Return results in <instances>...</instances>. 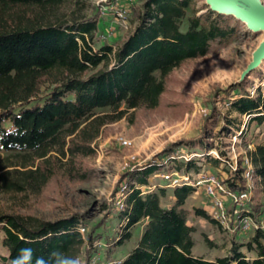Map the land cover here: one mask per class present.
<instances>
[{
	"label": "trees",
	"instance_id": "16d2710c",
	"mask_svg": "<svg viewBox=\"0 0 264 264\" xmlns=\"http://www.w3.org/2000/svg\"><path fill=\"white\" fill-rule=\"evenodd\" d=\"M72 1L0 0V184L8 194H37L59 173L71 181L91 180L95 174L84 160L96 156L94 143L103 129L122 119L133 123L140 109L158 108L174 69L207 56L214 43L228 44L244 25L233 15L220 14L206 3L199 5L203 0H139L128 8L136 27L127 39L96 49L99 15L86 19L77 13L68 21L56 17ZM188 12L192 15L183 30ZM48 84L56 86L39 98ZM227 93L229 116L236 115L227 117L223 134L239 132L244 140L252 125H264V91L258 88L252 94L245 81L231 85ZM245 116L249 120L241 131ZM210 134L206 131L198 139L175 143L152 163L124 174L125 208L114 203L111 211L120 221V235L106 254L113 256L114 247L128 242L137 225H145L137 245L114 264H264V229L255 230L245 244L235 243L228 256L210 260L194 255L195 228L187 224L181 209L194 187L175 188L176 202L170 208L161 204L165 189L148 190L152 176L174 172L188 176L199 170L196 159H178L181 146L200 150L219 165L209 152L225 153L209 142ZM2 153L11 155L2 157ZM9 156L19 161L9 162ZM246 157L255 176L264 181V144H260L239 158L236 171L227 167V178L221 181L232 191L246 188ZM61 158H66L64 169L58 164ZM253 210L251 217L260 215ZM196 213L209 219L203 209ZM227 215L233 225L234 205ZM85 220L86 215H73L51 222L0 211V264H78L83 245L89 247V258L91 247L101 239L93 235L95 231L83 238L80 229H86ZM241 248L256 257L248 258Z\"/></svg>",
	"mask_w": 264,
	"mask_h": 264
},
{
	"label": "rangeland",
	"instance_id": "374dc122",
	"mask_svg": "<svg viewBox=\"0 0 264 264\" xmlns=\"http://www.w3.org/2000/svg\"><path fill=\"white\" fill-rule=\"evenodd\" d=\"M260 1L264 4V0ZM137 3L139 0H133L132 3L129 0H73L64 9L57 11L56 17L68 21L76 17L77 13L79 17L86 19L99 15L94 43L95 48L99 49L104 44L119 45L134 31L136 22L128 8ZM201 3H206V0L199 5ZM117 8L128 10L125 19L119 16L118 10H114ZM191 15V12H188L183 20V30L187 29L188 17ZM263 41V30H252L244 23L238 36L228 44L214 43L207 56L189 60L174 69L167 79V90L158 108L140 109L135 112L133 123L122 119L103 129L94 143L96 156L84 160L85 167L91 169L95 177L87 182H79L71 181L59 173L39 193L30 192L25 195L8 194L0 184V211L18 212L51 222L73 215H86V229H80L83 238L86 239L89 232L95 231L93 235H98L101 239L91 247L89 258L86 255L89 247L86 243L83 245L78 264H86L88 259L91 264H114L113 260L123 259L137 245L145 225H137L132 230L133 236L128 242L121 247H114L113 256L106 254L107 247L120 235V221L111 211L114 203L118 206V195H114L125 186L121 185L124 174L135 166L142 167L152 163L156 155L171 145L198 139L207 131L213 137L208 139L209 142L213 141L225 153V156H221L216 149L209 152L212 158L220 161L219 165L202 156V151H189L184 145L178 150V159L184 162L196 159L199 170H192L188 176L185 173L178 175L180 184L176 186H169V181L162 175L152 176L150 183L152 187L155 186L152 191L165 189L162 197L165 208L175 204V188L185 184L192 185L195 190L181 209L186 213L187 224L195 228L194 255L210 260L228 256L235 243L249 242L255 230L236 231L233 230L234 224L231 225L229 221L222 223L217 220L214 215L218 214V210L213 199L206 193L203 184L198 185V181L210 176L226 180L227 167L231 169L232 164L238 166L241 156L245 157L247 151L264 144V125H252L244 140L239 136V132L228 136L223 134L227 117L236 115L232 113L229 116L228 107L224 103V99L228 101V97H231L227 93L231 85L247 81V90L252 94H255L258 88L264 91V59L254 69L249 70L254 54ZM55 86L56 84L44 86L39 98L47 96ZM238 92L239 90L234 94ZM213 114L216 117L210 118ZM248 120L246 116L243 118L241 131L246 128ZM124 140L127 141L126 144ZM8 155L11 154L2 153V157ZM17 161L19 159L16 156H9V162ZM65 162L66 158H61L58 164L64 169ZM187 177L190 178L189 181L186 180ZM251 183L253 189L247 207L251 212L253 209L259 211L260 215H255V220H264V181L254 174ZM228 201L225 203L226 210L234 205ZM197 208L203 209L210 220L197 215ZM228 224L231 228H228ZM241 251L248 258L256 257V253L249 252L247 248H241Z\"/></svg>",
	"mask_w": 264,
	"mask_h": 264
},
{
	"label": "built area",
	"instance_id": "2783aa9c",
	"mask_svg": "<svg viewBox=\"0 0 264 264\" xmlns=\"http://www.w3.org/2000/svg\"><path fill=\"white\" fill-rule=\"evenodd\" d=\"M130 3L133 2V0H129ZM119 11V16L125 19L128 13V10H125L124 8L120 9H115ZM123 140V138H122ZM124 144L127 143V141H123ZM245 165L246 169L244 171V178L246 180V188L242 191H232L226 187L225 184L222 183L221 180L217 179L216 176H210L207 177L206 179H202L198 181V185L203 184L204 188L206 190V193L213 199V203L215 208L218 210V214L214 215L217 220H220L222 223L228 222L229 218L227 215V210L225 208V203L227 200L228 202L233 203L236 207V215H235V220H234V228L233 230H241V231H248L249 229H264V220L260 219L255 220L253 217L250 216L251 211L248 209V201L251 198V192L253 189V185L251 183V180L254 175V167L248 157L245 159ZM232 171H236L237 165H230ZM178 174L172 173V174H167V175H162V177L169 181L170 185L169 186H176L180 184V179L177 177ZM189 177L186 178V180L189 181ZM151 185L149 186L148 190L152 191ZM126 189L127 185L123 186V188L120 190L118 194V207L120 209L125 208V198H126ZM228 228L229 224H228ZM239 230V231H240Z\"/></svg>",
	"mask_w": 264,
	"mask_h": 264
},
{
	"label": "water",
	"instance_id": "95a60500",
	"mask_svg": "<svg viewBox=\"0 0 264 264\" xmlns=\"http://www.w3.org/2000/svg\"><path fill=\"white\" fill-rule=\"evenodd\" d=\"M210 8L220 14L233 15L255 31L264 29V4L260 0H206ZM264 59V41L254 54L249 70Z\"/></svg>",
	"mask_w": 264,
	"mask_h": 264
},
{
	"label": "crops",
	"instance_id": "0c3cea01",
	"mask_svg": "<svg viewBox=\"0 0 264 264\" xmlns=\"http://www.w3.org/2000/svg\"><path fill=\"white\" fill-rule=\"evenodd\" d=\"M161 204H162V198H161ZM162 206H163V204H162ZM163 207H165V206H163ZM167 208H169V207H167Z\"/></svg>",
	"mask_w": 264,
	"mask_h": 264
},
{
	"label": "bare ground",
	"instance_id": "6f19581e",
	"mask_svg": "<svg viewBox=\"0 0 264 264\" xmlns=\"http://www.w3.org/2000/svg\"><path fill=\"white\" fill-rule=\"evenodd\" d=\"M264 31V29H262Z\"/></svg>",
	"mask_w": 264,
	"mask_h": 264
}]
</instances>
